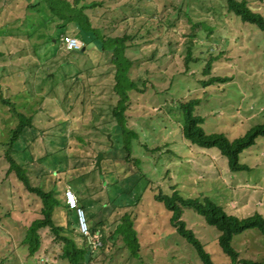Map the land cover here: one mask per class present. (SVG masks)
Returning a JSON list of instances; mask_svg holds the SVG:
<instances>
[{"label":"rangeland","instance_id":"obj_1","mask_svg":"<svg viewBox=\"0 0 264 264\" xmlns=\"http://www.w3.org/2000/svg\"><path fill=\"white\" fill-rule=\"evenodd\" d=\"M39 1L0 0L3 55L0 56V264H67L55 255L59 243L49 228L39 230L41 246L35 256H29L22 245L25 228L39 216L40 201L28 194L13 175H5L2 152L17 121L2 101L7 99L17 111L34 118L40 113L42 117L46 115L41 109L52 117H70L82 129L76 133L93 141L90 149L97 155L109 148L115 154L111 147L121 135L111 114L118 99L113 91L114 67L107 58H102L99 65L97 62L101 40H105L104 47L108 49L112 39L123 35L132 37L126 43L125 55L132 62L129 73L137 87L127 88L123 126L135 137L122 135L121 147L116 148L127 146L136 162L120 163L119 170L116 167L118 174L124 171L133 179L129 184L132 192L127 196L131 200L124 203L129 208L119 209L118 214L124 215L125 224L133 223L132 232L138 244L133 237L129 241L118 237L100 262L201 264L193 248L170 225V212L154 199L159 192L169 194L171 186L186 197L207 196L238 217L253 213L264 217V137L257 138L239 156V161L250 171L231 173L226 159L217 150L188 147L182 137L178 109L179 101L198 98L196 114L204 119V131L222 133L230 140L262 123L263 32L226 15L221 0H78L74 8L93 2L99 4L83 10L87 23L78 15L79 26L89 28L88 35L95 37L87 49H93L94 55L89 58L64 48L65 28L57 26L68 24L59 20L44 23V16L30 7ZM246 1L254 12L264 16V0ZM43 10L49 16V11ZM203 26L210 27L212 32ZM191 39L197 42L194 50L206 59L210 53L217 57L218 50L222 51L212 62L211 76L228 77L227 83L203 88L198 83L203 79V66L197 69L191 66L184 72L183 57ZM218 39L220 47H215ZM79 71L85 72V76L78 74ZM86 75L90 76L88 83ZM88 84L95 88L92 97ZM51 140L59 143L55 137H46L44 141ZM107 140L111 147L105 149ZM155 148L159 149L153 152ZM135 171L144 179L135 182ZM104 180L102 187L112 182L111 177ZM113 205L109 203L107 207ZM99 219L97 214L95 220ZM181 220L201 241L212 261L231 264L218 246L219 233L205 224L201 216L185 209ZM232 246L240 258L264 261V237L256 230L235 236Z\"/></svg>","mask_w":264,"mask_h":264},{"label":"trees","instance_id":"obj_2","mask_svg":"<svg viewBox=\"0 0 264 264\" xmlns=\"http://www.w3.org/2000/svg\"><path fill=\"white\" fill-rule=\"evenodd\" d=\"M71 1L72 4L68 0H40L35 5H30V7L41 17L44 16V23L52 20L67 23L68 26L60 23L57 27L65 28V38H76L81 41L83 48L76 53L86 54L90 58L94 55L93 49H87L89 45L93 44L95 37L88 35L89 28L79 26L78 15L87 23L88 19L84 15L83 10L99 4L93 2L89 5L84 4L80 8H74L78 0ZM221 2V7L226 15L239 19L242 24L254 26L264 33V16L254 12L246 0H221ZM39 6L40 8H38ZM44 8L49 11V16L44 14ZM195 27L197 28L198 24ZM69 28L76 29L75 31H69L67 30ZM203 28L210 33L212 32L210 27L203 26ZM193 36L196 37L197 35L194 33ZM131 40L132 37L128 35L114 38L111 40V46L108 49L104 47L105 40H101L103 44L100 46L101 56H99L97 65L100 64L102 58H107L108 64L114 67L113 91L117 94L118 99L111 110V114L117 125L116 131L121 136L130 135V137H135L132 132H128L123 126L128 101L127 88L137 89L129 73L132 62L125 55L128 47L126 43ZM215 41L217 44H214V46L220 47L221 41L219 39ZM196 44L197 42L193 39L188 42V47L183 57L184 72L187 73L191 66H195L196 69L203 66L201 69L203 79L198 80V83L203 88L227 83L230 80L228 77L211 76L212 62L221 55L222 51L218 50L217 57H213L212 53H210L209 58L206 59L204 54L194 50ZM0 56H3L2 53H0ZM78 74L84 75L85 72L79 71ZM85 78L88 83L90 76L86 75ZM142 84H145V82H142ZM88 86L90 87L89 84ZM89 92L91 97L94 96L95 88L90 87ZM2 102L10 108L11 117L16 118L17 121L15 126L10 129L9 137L4 144L5 148L2 152V159L6 163L7 168L5 175L6 177L13 175L28 194L33 195L40 201L39 216L25 228L22 241V245L27 248L28 255L33 257L39 251L41 246L39 230L43 228L51 230L55 242L59 243V248L54 250V253L57 258L65 260L67 264H102V261L100 262L101 257L104 256L106 258L107 255L105 254L109 250V246L112 247L118 237L127 240L133 237L135 243L138 244L132 232L133 223L126 221L127 223L125 224L124 215L118 214L119 209L129 208L124 203L125 200H131L130 198L127 199V196H130L132 192L129 184L131 183L130 180L133 179L130 178L131 175L127 172L120 171L118 174L116 167L120 163L134 164L135 161L131 158L130 149L127 146H123L121 150L116 148L120 146L119 139L121 136L118 140H114L113 144L115 146H109V141L107 140V146L105 145L104 147L105 149L111 147L116 150L115 154L110 152V148L103 152H98V154L102 155L103 160L100 173H98L94 165L97 153L90 149L93 141L76 133L82 129L77 128L70 117L61 119L52 117L51 114H47L48 112L42 111L43 114H46L44 117L40 113V116L34 118L17 111L7 99ZM199 104L200 100L198 98L187 99L178 103V109L181 114V133L188 147L217 150L226 159L227 169L231 173L250 171L247 165L239 161V156L243 151L253 146L257 138L264 137V121L249 128L242 136L230 140L222 133H206L204 131L202 128L204 119L199 114H196V108ZM84 120V117L80 118L81 122ZM42 137L44 139L41 141ZM46 137H55L59 140V143L52 140L46 142L44 141ZM53 144L56 145L52 148ZM158 149L155 148L152 151L154 152ZM105 162H108L109 165H105ZM133 173L136 177L135 182L139 179H144V176L139 171ZM98 174L100 175L97 178ZM58 175H61V177H58ZM106 177L112 178L111 186L105 184V187H102ZM67 178H71V181L79 180L81 188L84 189L83 193L85 192L89 199L94 195L100 197L101 202L99 204L101 209L109 208L107 204L114 203L113 207L109 208V213H111L107 217L93 220L90 219V213L85 210L76 197L78 206L84 210L90 234L97 235L100 239L101 246L95 250L90 249L79 234L74 212L68 209L65 199L61 201L58 197L60 187L67 184ZM92 180H94L93 184L89 182ZM66 189H63V195ZM154 199L170 212V225L176 234L193 248L201 264L223 263L212 261L201 241L186 226V223L181 220L182 212L185 209L192 210L201 216L205 224L213 227L219 233L217 237L218 246L221 252L229 258L231 264H264V261L240 258L239 253L232 246L235 236L249 230H256L264 237V217L261 214L253 213L238 217L227 213L222 206L207 196L202 198L183 196L175 186L170 187L169 194L159 192ZM116 202H121V204ZM58 213L62 214L63 221H60L61 217L59 218ZM124 214L126 213L124 212Z\"/></svg>","mask_w":264,"mask_h":264},{"label":"built area","instance_id":"obj_3","mask_svg":"<svg viewBox=\"0 0 264 264\" xmlns=\"http://www.w3.org/2000/svg\"><path fill=\"white\" fill-rule=\"evenodd\" d=\"M63 42L64 48L71 52H77L83 48V43L76 38H64ZM64 199L68 209L74 212L78 232L86 245L92 250L99 248L101 246L100 239L97 235L90 234L84 210L78 206L76 197L70 189L65 190Z\"/></svg>","mask_w":264,"mask_h":264},{"label":"crops","instance_id":"obj_4","mask_svg":"<svg viewBox=\"0 0 264 264\" xmlns=\"http://www.w3.org/2000/svg\"><path fill=\"white\" fill-rule=\"evenodd\" d=\"M58 109L59 108L57 107V111L60 112V110H58ZM41 111H43V110L41 109ZM53 112H55V111L53 110ZM83 116L84 115H82L81 118ZM101 162H102V160H101ZM98 173H100V172H98ZM89 182L91 184H93L94 183V180L89 181ZM66 183L67 184H65L63 187H60V190H59V193H58V197L61 199V201H64L63 189L64 188H67V189H70L74 193L75 197H77L79 199V201L81 202V204L84 206L85 210L88 213H90L89 214L90 217H91L90 219H93L94 220L97 214L99 215L100 218H104V217H107L111 213V212L110 213L107 212L109 210V208H105V209L102 208L101 209L100 204H99L101 202L100 197H97L96 195H94L92 198L89 199L86 196V193L85 192L83 193V190L84 189L81 188V186L79 184L80 183L79 180L71 181V178H70V179H68L66 181ZM60 213H58L59 218L62 215V214L60 215ZM61 220H62V217H61L60 221Z\"/></svg>","mask_w":264,"mask_h":264},{"label":"water","instance_id":"obj_5","mask_svg":"<svg viewBox=\"0 0 264 264\" xmlns=\"http://www.w3.org/2000/svg\"><path fill=\"white\" fill-rule=\"evenodd\" d=\"M101 160H102V155L101 154L96 155L94 165L98 169L99 172L101 169Z\"/></svg>","mask_w":264,"mask_h":264}]
</instances>
